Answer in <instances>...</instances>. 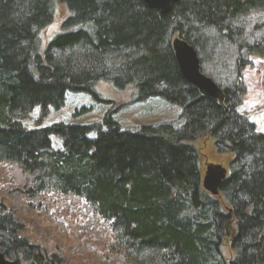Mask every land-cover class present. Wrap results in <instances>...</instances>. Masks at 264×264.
Returning <instances> with one entry per match:
<instances>
[{
    "label": "trees",
    "instance_id": "16d2710c",
    "mask_svg": "<svg viewBox=\"0 0 264 264\" xmlns=\"http://www.w3.org/2000/svg\"><path fill=\"white\" fill-rule=\"evenodd\" d=\"M57 5L68 15L45 45ZM175 39L195 48L223 102L181 75ZM224 56L232 79L205 68ZM250 56L264 60V0H179L166 14L141 0H0V164L33 178L22 191L29 200L53 193L83 203L109 226L123 264H264V97L243 106ZM102 82L131 87L137 103L178 106L180 124L124 129L113 111L99 125L44 124L68 94L104 102ZM204 137L229 157L217 196L203 187L195 143ZM24 228L0 204V252L43 264Z\"/></svg>",
    "mask_w": 264,
    "mask_h": 264
},
{
    "label": "rangeland",
    "instance_id": "374dc122",
    "mask_svg": "<svg viewBox=\"0 0 264 264\" xmlns=\"http://www.w3.org/2000/svg\"><path fill=\"white\" fill-rule=\"evenodd\" d=\"M55 11L53 25L43 32L45 45L59 32L61 22L68 15L67 9L62 5H57ZM248 60L249 64L242 71L246 89L244 107L249 106L250 101L256 102L260 96L264 97V60L258 56H250ZM205 68L212 77L221 75L220 79H232L233 57L224 56L221 62L205 65ZM96 91L104 102L98 103L85 94H68L65 106L61 110L52 111L44 119V124L50 126L63 121L99 125L111 111L124 129L139 130L143 125L163 122L180 124V108L160 98L137 103L131 87L118 90L104 82L97 85ZM38 120L36 112L25 125L34 127ZM195 146L200 156L203 178L211 165H220L227 169L229 157L217 154L212 139L201 138ZM32 179L15 165L0 164V204L21 220L25 227L24 237L33 245L39 246L46 256L43 264H50L52 257L60 261V264H123L122 258L110 250L114 234L109 226L100 219L91 217L83 203L67 197L51 193L48 198L40 196L35 200L27 199L22 191L29 188ZM229 233L232 234L230 227ZM229 245L228 238L224 248L228 258L231 256Z\"/></svg>",
    "mask_w": 264,
    "mask_h": 264
},
{
    "label": "water",
    "instance_id": "95a60500",
    "mask_svg": "<svg viewBox=\"0 0 264 264\" xmlns=\"http://www.w3.org/2000/svg\"><path fill=\"white\" fill-rule=\"evenodd\" d=\"M149 8L157 9L166 14L170 11L173 4L179 0H141ZM175 58L181 75L191 85L196 87L203 95L213 98L219 102H223L225 94L217 84L201 71V61L197 51L193 46L175 39L173 42ZM228 171L222 166H209L206 175L203 178V187L212 195L219 194L218 188L224 182ZM0 264H20L16 261L9 260L3 253L0 252ZM49 264V263H45Z\"/></svg>",
    "mask_w": 264,
    "mask_h": 264
}]
</instances>
